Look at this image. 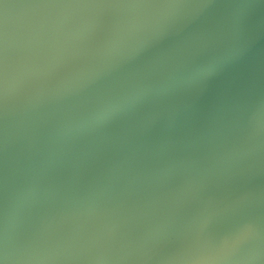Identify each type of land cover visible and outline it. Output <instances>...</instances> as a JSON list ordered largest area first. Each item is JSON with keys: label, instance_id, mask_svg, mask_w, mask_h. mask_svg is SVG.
Instances as JSON below:
<instances>
[{"label": "water", "instance_id": "obj_1", "mask_svg": "<svg viewBox=\"0 0 264 264\" xmlns=\"http://www.w3.org/2000/svg\"><path fill=\"white\" fill-rule=\"evenodd\" d=\"M260 110L264 0H0V264L264 237Z\"/></svg>", "mask_w": 264, "mask_h": 264}, {"label": "clouds", "instance_id": "obj_2", "mask_svg": "<svg viewBox=\"0 0 264 264\" xmlns=\"http://www.w3.org/2000/svg\"><path fill=\"white\" fill-rule=\"evenodd\" d=\"M250 123L253 131L245 141L248 152L264 135V110L250 117ZM253 167V164H249L246 170L250 172ZM177 259L178 264H264V237L255 224L247 223L219 244L205 239L196 246L185 248Z\"/></svg>", "mask_w": 264, "mask_h": 264}]
</instances>
